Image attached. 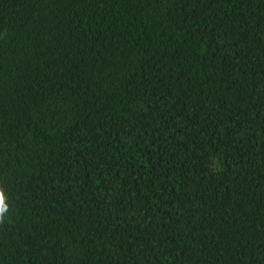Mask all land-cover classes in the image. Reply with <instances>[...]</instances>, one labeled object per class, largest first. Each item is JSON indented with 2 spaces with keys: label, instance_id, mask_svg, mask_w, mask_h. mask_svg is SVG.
I'll use <instances>...</instances> for the list:
<instances>
[{
  "label": "trees",
  "instance_id": "16d2710c",
  "mask_svg": "<svg viewBox=\"0 0 264 264\" xmlns=\"http://www.w3.org/2000/svg\"><path fill=\"white\" fill-rule=\"evenodd\" d=\"M0 264H264V0H0Z\"/></svg>",
  "mask_w": 264,
  "mask_h": 264
}]
</instances>
